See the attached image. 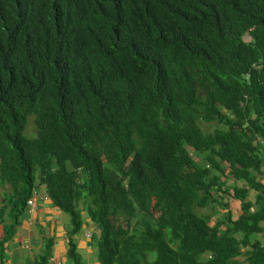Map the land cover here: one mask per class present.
I'll return each mask as SVG.
<instances>
[{
    "label": "trees",
    "instance_id": "obj_1",
    "mask_svg": "<svg viewBox=\"0 0 264 264\" xmlns=\"http://www.w3.org/2000/svg\"><path fill=\"white\" fill-rule=\"evenodd\" d=\"M263 151L264 0H0V259L40 184L100 264H264Z\"/></svg>",
    "mask_w": 264,
    "mask_h": 264
},
{
    "label": "crops",
    "instance_id": "obj_2",
    "mask_svg": "<svg viewBox=\"0 0 264 264\" xmlns=\"http://www.w3.org/2000/svg\"><path fill=\"white\" fill-rule=\"evenodd\" d=\"M8 190L7 185L0 187V200L9 193ZM249 195L254 197L255 193L249 191ZM31 199L35 208L29 207L20 215L13 237L3 244L4 254L0 264H34L45 250L46 242H50L47 264H72L68 256L69 240L75 244L83 264H100L97 260L99 234H96L97 228L85 212H81V215L85 213L86 216L80 231L70 235L69 217L49 202L43 185L36 186ZM238 206V202H230L229 210H238ZM6 216L7 214L0 217V242L3 238V226L9 223L6 222ZM215 218L218 221L221 219L218 216Z\"/></svg>",
    "mask_w": 264,
    "mask_h": 264
},
{
    "label": "rangeland",
    "instance_id": "obj_3",
    "mask_svg": "<svg viewBox=\"0 0 264 264\" xmlns=\"http://www.w3.org/2000/svg\"><path fill=\"white\" fill-rule=\"evenodd\" d=\"M244 41L245 42H249L250 41V38H249L248 35H246L244 37ZM200 125H201L202 130L205 133H209V132L213 131L217 127V125L215 123H211V124L201 123ZM35 131L36 130H35L34 122H33V117L31 116V117L28 118L27 127H26V129L24 131V135L26 137H28V138H33V137H35ZM262 172H263V176H262L263 179L262 180L264 181V167L262 169ZM228 185L231 187L230 181H228ZM213 194H215V192H213ZM248 198H253V197L251 195H249ZM227 200H229V198H227ZM229 202H231V201H229ZM79 209L81 210V212H83L84 204L82 202L79 205ZM220 209L221 208H219L218 206H213V203H210V205L208 207H206L205 209L197 210V213L201 214V215L209 216L211 218V223L210 224L212 225L213 223H215L217 221V218H215V216H218V219L221 217L222 209H221V212H220ZM81 216H82V222L84 223V218L86 216L85 213H82ZM261 225L264 227V222H262ZM96 230H97L96 234L98 235L99 234L98 228ZM97 260H98V254H97Z\"/></svg>",
    "mask_w": 264,
    "mask_h": 264
},
{
    "label": "clouds",
    "instance_id": "obj_4",
    "mask_svg": "<svg viewBox=\"0 0 264 264\" xmlns=\"http://www.w3.org/2000/svg\"><path fill=\"white\" fill-rule=\"evenodd\" d=\"M250 38V37H249ZM251 40V39H250ZM250 42V41H249ZM201 123H204V122H199V125L201 124ZM206 124V123H205ZM209 124H211V123H209ZM200 127H201V125H200ZM202 129V128H201ZM216 129V128H215ZM212 132V131H211ZM211 132H209V133H211ZM205 133V132H204ZM263 153H264V151H263ZM190 156H192V153H190ZM228 181H230L232 184H231V186L233 185V182L231 181V180H228ZM228 181H226L227 183V185H226V187H230L229 185H228ZM263 183H264V181H262ZM37 185H40V184H37ZM36 185V186H37ZM44 186V185H43ZM45 188V187H44ZM36 189V188H35ZM250 191H252V190H250ZM254 192V191H253ZM34 193V192H33ZM255 193V192H254ZM216 194H217V192H216ZM256 194V193H255ZM248 196H249V192H248ZM215 197H216V195H215ZM46 198H47V196H46ZM218 198L221 200H223V202H225V203H228V205H227V207L224 209L225 210V212H224V210H222L223 211V213L221 214V217H222V215H224V214H227L228 212H231V214L233 215V216H236L238 213H239V206H238V210H229V201H231V202H236L237 203V201H235V200H233V199H231L227 194H222L220 197L218 196ZM227 198H229V200H227ZM247 199H248V197H247ZM253 199H254V197H253ZM253 199L252 200H249V201H253ZM225 203H222V204H225ZM240 205V204H239ZM213 206H214V203H213ZM216 206H218L219 208H221V206L220 205H217L216 204ZM30 207V209H34L35 208V206H34V203H33V201H32V199H30L28 202H27V207L25 208V210L26 209H28ZM222 209V208H221ZM220 209V210H221ZM24 210V211H25ZM23 211V212H24ZM83 212H85L86 213V211L85 210H83ZM23 214V213H22ZM87 214V213H86ZM218 221V220H217ZM216 221V222H217ZM219 221H220V219H219ZM83 223V222H82ZM214 224V223H213ZM96 226V225H95ZM97 228V227H96ZM78 233V232H77ZM75 235V234H74ZM99 236V235H98ZM88 237H90V235H88ZM70 241V240H69ZM69 241H67L68 243H69ZM97 247H98V243H97ZM98 253V252H97ZM49 259V258H48Z\"/></svg>",
    "mask_w": 264,
    "mask_h": 264
}]
</instances>
